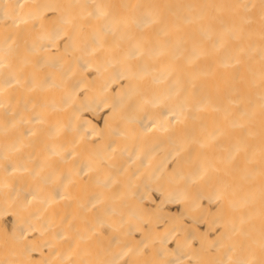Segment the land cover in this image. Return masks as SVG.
Instances as JSON below:
<instances>
[{"label": "bare ground", "instance_id": "1", "mask_svg": "<svg viewBox=\"0 0 264 264\" xmlns=\"http://www.w3.org/2000/svg\"><path fill=\"white\" fill-rule=\"evenodd\" d=\"M0 264H264V0H0Z\"/></svg>", "mask_w": 264, "mask_h": 264}]
</instances>
